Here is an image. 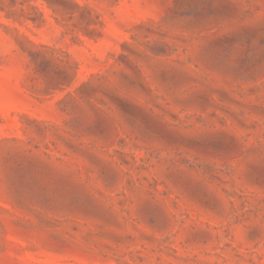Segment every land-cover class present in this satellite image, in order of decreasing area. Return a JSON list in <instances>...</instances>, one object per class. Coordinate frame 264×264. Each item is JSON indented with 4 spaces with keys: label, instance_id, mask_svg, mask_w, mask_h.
Masks as SVG:
<instances>
[{
    "label": "rangeland",
    "instance_id": "rangeland-1",
    "mask_svg": "<svg viewBox=\"0 0 264 264\" xmlns=\"http://www.w3.org/2000/svg\"><path fill=\"white\" fill-rule=\"evenodd\" d=\"M0 264H264V0H0Z\"/></svg>",
    "mask_w": 264,
    "mask_h": 264
}]
</instances>
